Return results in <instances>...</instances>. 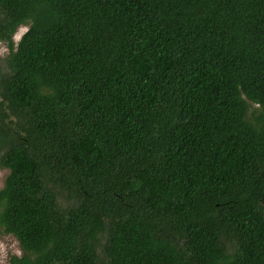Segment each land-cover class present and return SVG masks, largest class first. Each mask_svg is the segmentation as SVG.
I'll return each instance as SVG.
<instances>
[{"label": "trees", "instance_id": "trees-1", "mask_svg": "<svg viewBox=\"0 0 264 264\" xmlns=\"http://www.w3.org/2000/svg\"><path fill=\"white\" fill-rule=\"evenodd\" d=\"M0 42L8 264H264V0H0Z\"/></svg>", "mask_w": 264, "mask_h": 264}, {"label": "rangeland", "instance_id": "rangeland-1", "mask_svg": "<svg viewBox=\"0 0 264 264\" xmlns=\"http://www.w3.org/2000/svg\"><path fill=\"white\" fill-rule=\"evenodd\" d=\"M27 27L21 26L18 28L12 39L16 45L21 35L26 31ZM8 55V49L5 43L0 42V75L6 72V64L4 59ZM254 107H257L256 105ZM8 170L0 167V189L3 186ZM21 250L19 248L17 240L10 234L0 233V264H8V260L12 255H20ZM101 264H106L102 255L99 253Z\"/></svg>", "mask_w": 264, "mask_h": 264}]
</instances>
